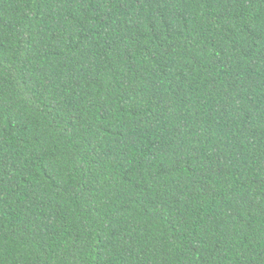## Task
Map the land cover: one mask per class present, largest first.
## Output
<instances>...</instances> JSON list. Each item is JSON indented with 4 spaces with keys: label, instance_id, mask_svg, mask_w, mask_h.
<instances>
[{
    "label": "trees",
    "instance_id": "trees-1",
    "mask_svg": "<svg viewBox=\"0 0 264 264\" xmlns=\"http://www.w3.org/2000/svg\"><path fill=\"white\" fill-rule=\"evenodd\" d=\"M0 264H264V0H0Z\"/></svg>",
    "mask_w": 264,
    "mask_h": 264
}]
</instances>
